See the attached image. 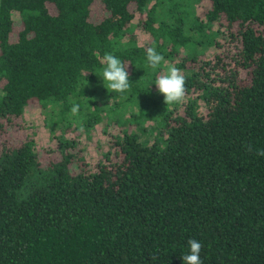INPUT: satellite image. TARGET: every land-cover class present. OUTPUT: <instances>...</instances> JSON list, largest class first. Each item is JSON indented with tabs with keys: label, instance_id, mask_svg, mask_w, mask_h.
<instances>
[{
	"label": "trees",
	"instance_id": "trees-1",
	"mask_svg": "<svg viewBox=\"0 0 264 264\" xmlns=\"http://www.w3.org/2000/svg\"><path fill=\"white\" fill-rule=\"evenodd\" d=\"M100 4L97 21L95 0H0V120L34 103L60 153L42 166L33 138L2 142L0 264H183L189 239L202 264H264V0ZM148 47L184 75L182 103H164L167 64L150 68ZM106 53L127 92L105 87ZM74 124L87 138L119 128L94 171L70 152Z\"/></svg>",
	"mask_w": 264,
	"mask_h": 264
},
{
	"label": "rangeland",
	"instance_id": "rangeland-1",
	"mask_svg": "<svg viewBox=\"0 0 264 264\" xmlns=\"http://www.w3.org/2000/svg\"><path fill=\"white\" fill-rule=\"evenodd\" d=\"M133 9L134 8L131 7V10ZM202 11L203 9L200 8L197 12L202 13ZM94 12L97 21L106 16L100 4V0H95ZM220 31L222 34L219 33L218 43L223 47L222 49H218L217 52H222L224 55L228 54V56L231 57L235 53L237 44L239 43L230 42V45H228L229 37L227 28H220ZM134 34L140 46H146L151 41L149 35L142 31L140 25L138 27L135 26ZM11 39H16V32L12 34ZM210 51L214 52L213 49ZM180 60L181 59H176L175 61L179 62ZM225 61L231 67L235 66L234 63H230L231 61L228 59ZM186 65L188 66V64ZM240 77L242 80H246L247 73L245 70L240 71ZM46 119L47 117H45L41 110L33 103L27 107L21 117L12 118L10 121L0 120V150L3 141L18 146L27 138H33L36 142L42 166H45L49 162L58 161L60 159V153L57 148V141L54 138L56 136L52 135L49 131V124ZM76 126L78 125H72L71 128L65 132V137L67 139H72L77 143L75 150L70 152L76 154L83 165L85 164L89 169L94 171L97 161L101 158V152L107 151L111 136L117 135L119 133V128H117L115 124H112L106 134L103 133L101 126L97 125L94 130L90 131V138H87L86 133L75 131ZM55 131L56 135L60 134L57 128ZM113 158L115 159V156H113ZM76 166V164L70 166L72 172H78Z\"/></svg>",
	"mask_w": 264,
	"mask_h": 264
},
{
	"label": "clouds",
	"instance_id": "clouds-1",
	"mask_svg": "<svg viewBox=\"0 0 264 264\" xmlns=\"http://www.w3.org/2000/svg\"><path fill=\"white\" fill-rule=\"evenodd\" d=\"M146 57L148 66L154 70L160 67L162 63L167 64V70L162 71L154 82L158 93L164 97V103L166 105L182 103L186 96V88L185 77L180 69L172 64H168L165 58L157 53L154 47L146 49ZM101 64L105 65L102 71L105 87L117 93H125L130 89L129 75L126 66L120 59L111 53H106L101 58ZM79 108V104H73L71 108L72 115L78 114ZM246 150L251 152L252 146L246 145ZM256 155L264 157V150H257ZM187 243L189 245V252L181 256L183 264H202L199 255L202 244L196 239H189Z\"/></svg>",
	"mask_w": 264,
	"mask_h": 264
}]
</instances>
